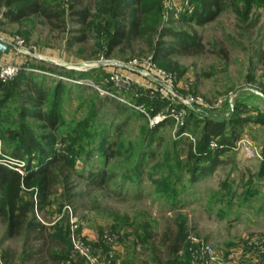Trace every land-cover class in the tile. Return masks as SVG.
<instances>
[{
	"label": "rangeland",
	"instance_id": "obj_1",
	"mask_svg": "<svg viewBox=\"0 0 264 264\" xmlns=\"http://www.w3.org/2000/svg\"><path fill=\"white\" fill-rule=\"evenodd\" d=\"M164 5L161 27L195 34L202 49L173 54L162 63L144 38L111 57L91 56L94 39L77 41L82 32L76 31L80 25L72 20L68 27L54 28L38 14L13 22L6 9L0 13V37L20 36L35 52L30 57L11 49L7 57L45 71L32 72L33 78L44 79L48 89L45 107L57 108L63 125L87 126L85 143L93 140L99 148L92 160L98 164L104 160L102 138L123 148L120 156L109 159V167L119 175L108 188L92 189L74 175L71 192L78 196L70 201L53 196L51 204L36 214L49 226L69 232L78 264H264V162L230 148L220 155L212 173L195 182L183 165L187 141L197 140L204 120L218 118L214 114L229 117L237 109L250 119L264 116L259 62L264 6H254L250 18L257 14L259 20L245 30L232 9L198 26L179 19L192 11L191 0H165ZM164 40L178 44L172 35L165 34ZM5 94L0 91V99ZM191 97L204 99L206 105L186 106L183 100ZM19 98L22 101L21 94L0 106L3 124L10 123L6 115L11 118L14 113L11 121L16 118ZM158 101L167 104L153 115ZM95 106L99 109L92 116ZM161 114L166 117L157 120ZM26 120L34 126L43 124L31 117ZM187 121L190 128L179 133ZM146 125L158 126L154 137L144 135ZM195 129L197 135L191 133ZM2 134L0 125V154L7 149ZM241 137L263 147L264 125L250 122ZM89 151L90 146L80 150V170ZM40 243L32 240L30 246ZM26 248L24 236L4 240L0 227L6 264H33L24 262ZM45 260L55 264L50 258L41 262Z\"/></svg>",
	"mask_w": 264,
	"mask_h": 264
},
{
	"label": "trees",
	"instance_id": "obj_2",
	"mask_svg": "<svg viewBox=\"0 0 264 264\" xmlns=\"http://www.w3.org/2000/svg\"><path fill=\"white\" fill-rule=\"evenodd\" d=\"M191 1L193 8L190 14L179 18L183 23L202 26L232 9L236 13L239 26L245 30L259 20L257 14L255 18H250L254 13V6H264V0ZM164 3L165 0H0V13L6 9V15L13 22L38 14L54 28L68 27V22L72 20L80 25L76 31L82 32L76 37L77 41L94 39V53L91 56L111 57L116 51L133 48L135 41L147 38L156 60L163 63L168 56L196 52L203 47L195 34L161 27ZM165 34L175 37L178 44L174 46L175 43L166 42ZM163 48L166 49L165 54L162 53ZM259 51V62L263 66L264 75V49L260 48ZM163 65L172 67L167 63ZM32 74L23 71L11 83L0 82V91L6 93L0 99V106L11 98L22 95V101L19 98L20 107L17 109L16 118L11 121L14 113L11 118L6 115L5 119L10 123L3 124L0 117V125L5 135L3 138L7 145V149L0 154V227L4 240L25 237V246L28 249L26 248L24 262L48 264V260L41 262V259L50 258L55 264H78L73 259L69 232L56 224L49 226L38 218L36 212L51 204L53 196L59 195L61 200L66 201L78 196L71 192L74 189L71 182L74 175L85 180L86 186L92 189L108 188L119 175L118 170L109 167V159L120 156L123 148L116 141L102 138L99 142L104 160L102 164L92 160L94 151L99 148L93 140L92 143H85L89 131L83 127L87 126H83V123L63 125L59 110L45 107L49 93L44 79L33 78ZM249 78L254 81V76L250 75ZM166 104L167 102L158 101L153 115ZM98 109L97 106L92 107V116L97 114ZM239 111H232L229 117L214 114L218 118L204 120L197 140L187 141L183 165L193 173L192 182L215 170L220 155L232 148L247 124L254 122L264 125V116L250 119ZM4 114L5 112L3 117ZM27 117L43 124L34 126L26 120ZM128 121L129 118L120 124V128L127 125ZM190 125L191 122L187 121L179 133L189 129ZM36 127L46 129L47 132H38ZM157 131L158 126L143 127L146 137H154ZM191 133L197 135L198 130H191ZM212 140L226 146L211 148ZM89 146L90 151L83 158L84 166L89 165V168L80 170L77 158L82 157L80 150L85 151ZM149 154L154 156L155 151H150ZM5 155L18 162H25L24 174L1 161ZM32 240L41 243L39 246H30ZM175 250L179 251V247ZM2 255L6 262L7 251H2Z\"/></svg>",
	"mask_w": 264,
	"mask_h": 264
},
{
	"label": "built area",
	"instance_id": "obj_3",
	"mask_svg": "<svg viewBox=\"0 0 264 264\" xmlns=\"http://www.w3.org/2000/svg\"><path fill=\"white\" fill-rule=\"evenodd\" d=\"M11 49H15L18 52H21L23 54H26L28 56H33L34 48L31 46H27L26 41L22 39L20 36L14 37L11 40H7L0 37V82H8L19 76L23 71L26 72H42L45 73L44 70L35 68L29 63H19L14 62L12 59H9L7 55L9 54ZM185 105L188 107H193L195 103H198V107L202 109L203 106L206 105L204 99L202 98H193L191 97L189 100L184 99L183 100ZM201 105V106H200ZM172 110L174 109L171 108ZM165 118V114H161L159 119ZM224 144H219L217 141L212 140L210 143L211 148H217V147H225ZM233 149L236 150H242L245 154V156L249 159H255L259 161L264 162V146L261 148H258L255 146V144L250 141L249 139L245 137L239 138L237 141H235L234 145L232 146ZM7 165L19 170L21 173L24 174L23 167L25 166V162H18L16 159L12 158L11 156L5 155L2 160ZM74 236V234H72ZM75 247H78V244L74 242ZM0 264H6L3 255L2 250H0Z\"/></svg>",
	"mask_w": 264,
	"mask_h": 264
}]
</instances>
